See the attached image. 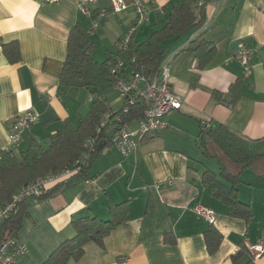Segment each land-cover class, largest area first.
<instances>
[{"label": "crops", "instance_id": "1", "mask_svg": "<svg viewBox=\"0 0 264 264\" xmlns=\"http://www.w3.org/2000/svg\"><path fill=\"white\" fill-rule=\"evenodd\" d=\"M80 1L0 0V153L9 150L11 124L28 110L38 120L20 151L28 148L31 139L43 142L59 134L67 120L78 124L84 103L90 110L91 91L60 87L70 32L75 26L85 30L96 47L94 59L103 62L117 51L136 12L133 0H125L130 8L121 14L111 12L110 0H99L92 6L94 17L105 16L94 30L91 19L80 12ZM142 1L153 14L149 26L135 33L138 43L165 26V9L169 11L179 0ZM205 14L202 31L216 46V56L204 70L197 69L193 53L183 52L199 31L164 43L171 84L183 100L181 110L164 118L168 128L145 138L128 157L111 143L93 158L83 179L49 184V196L25 201L26 216L16 237L28 253L18 264H43L74 237L73 221L87 216L109 220L110 206L124 202L130 203V219L102 245L88 244L84 256L69 264H234L232 256L242 245L247 248L264 241V158L244 169L240 177V200L253 210V221L247 226L244 220L229 216L227 207L202 184L206 169L217 173L220 167L217 158L207 159L199 146L205 125L223 124L257 141L259 153L264 154V0H211ZM11 42L20 46V60L15 64L1 50ZM240 44L254 50L248 67L236 58ZM235 84L240 97L229 105ZM212 92L223 94L222 101ZM100 96L117 111L113 89ZM207 148L212 157L220 156L215 145ZM87 179L91 184L85 183ZM198 205L216 214L214 223L194 213ZM211 225L223 236L213 254L205 242ZM250 258L247 253L238 264H247ZM254 264H264V255Z\"/></svg>", "mask_w": 264, "mask_h": 264}, {"label": "trees", "instance_id": "2", "mask_svg": "<svg viewBox=\"0 0 264 264\" xmlns=\"http://www.w3.org/2000/svg\"><path fill=\"white\" fill-rule=\"evenodd\" d=\"M209 1L211 0H204V2L179 0L169 11L165 9L168 18L161 30L152 33L143 43L135 42L134 34L125 50L117 48V51L109 54L103 62L94 59L93 53L96 47L88 39L85 30L75 26L67 42L66 59L59 79L60 87L65 91L87 89L96 96L107 93L116 83L111 71L117 60L124 63L125 69L141 73L148 78L154 77L166 59L167 49L164 43L179 39L189 31H199V33L183 52L193 53L197 61V69L204 70L216 56V46L206 38L207 32L202 31L206 21V4ZM1 50L11 64L20 60L18 42L3 44ZM238 86L239 84H235L230 89L232 100L229 105L234 104L240 97ZM212 95L222 101L223 94L212 92ZM146 109L147 104L144 101L136 103L131 107L125 121L138 122L143 118ZM111 111L110 105L105 100L96 99L92 102L87 116L81 118L78 124L73 125L71 120H67L64 130L46 141L39 142L31 139L26 150L2 151L0 153V206L8 203L21 187L37 179L75 169V162L85 154L87 140L96 133L101 121ZM110 127L111 125L105 127L100 136L104 139L106 146L112 143L109 139L112 132ZM210 143L218 148L219 157H212L207 148ZM257 144V141L240 135L223 124H213L206 131L202 129L200 134L199 146L202 153L207 159L217 158L220 167L217 173L206 169L202 184L209 190L212 197L227 207L229 216L244 220L247 226L253 221V210L251 204L240 200L238 186L242 171L264 158V154L259 153ZM228 165L239 170L231 171ZM89 168L88 165L78 166L77 174L70 179L72 181L83 179ZM49 195L45 193L38 200ZM129 204V202L112 204L109 209L110 218L106 221L95 216L82 217L73 221L74 237L64 241L43 264H69L71 261H79L84 256L88 244L102 245L107 236L130 219ZM25 216V202H23L16 214L1 224L0 245L16 237ZM222 240V234L211 225L205 233V242L210 254L219 249ZM247 253H249L247 248L242 245L240 251L232 256L233 263L238 264ZM247 264H254L252 257Z\"/></svg>", "mask_w": 264, "mask_h": 264}, {"label": "built area", "instance_id": "3", "mask_svg": "<svg viewBox=\"0 0 264 264\" xmlns=\"http://www.w3.org/2000/svg\"><path fill=\"white\" fill-rule=\"evenodd\" d=\"M46 3H54L58 0H44ZM99 0H81L79 9L83 16L91 19V29L98 28V20L105 16L101 13L99 17H94L92 6ZM131 7L136 12V19L120 42L118 43L119 50H125L132 39V36L143 26L151 21L153 9L147 6L142 0H133ZM130 6L125 0H110V10L114 14L126 12ZM254 50L240 44L236 50V58L245 67H248L253 59ZM165 59L160 67L159 72L154 77L133 72L128 73L129 69H125L124 63L117 60L115 67L111 73L116 79L113 90L118 98L122 101V106L117 111L109 112L101 121L96 133L87 140L85 144V154L80 160L75 162V169L66 170L63 173L55 176L37 179L35 182L21 187L10 199V201L0 206V226L5 220L16 214L20 204L26 200H38L46 193L49 184L58 183L62 180H68L78 172V166L88 165L91 167L93 158L99 153V144L103 142L101 133L108 125H111L114 136L111 139L112 145L115 146L123 156L128 157L135 153L141 142L150 136L159 134L165 131L168 126L164 118L173 111L182 109L183 100L173 89L171 84L170 69L166 65ZM96 99L104 100L102 96L90 95L89 102L92 103ZM144 101L147 104V109L141 120L136 123H127L125 117L129 114L131 107L136 103ZM122 110V111H120ZM38 116L32 110L26 111L24 114L16 118L11 124L9 131L11 152H19L22 142L26 134L32 129L37 122ZM133 125H137L133 128ZM211 125L207 124L203 130H208ZM114 130V131H113ZM86 184H91L87 179ZM194 213L199 217L205 218L210 223L216 220V214L201 205L193 209ZM247 250L254 261L259 260L264 255V241H259L255 245L249 244ZM28 248L17 237L11 238L0 245V264H18L19 260L27 255Z\"/></svg>", "mask_w": 264, "mask_h": 264}, {"label": "rangeland", "instance_id": "4", "mask_svg": "<svg viewBox=\"0 0 264 264\" xmlns=\"http://www.w3.org/2000/svg\"><path fill=\"white\" fill-rule=\"evenodd\" d=\"M149 26V24H146V26ZM84 103V102H83ZM113 105L115 106V108L117 109V110H119L120 108H121V106H122V101H121V99H117V100H113ZM88 108V105H86L85 103H84V105H82V108H81V115H83V117H86L87 116V112H89V110L88 111H86V109ZM137 127V125H134L133 126V128H136Z\"/></svg>", "mask_w": 264, "mask_h": 264}, {"label": "water", "instance_id": "5", "mask_svg": "<svg viewBox=\"0 0 264 264\" xmlns=\"http://www.w3.org/2000/svg\"><path fill=\"white\" fill-rule=\"evenodd\" d=\"M114 136V132H111L109 135V139H112ZM106 148V143L102 142L99 144V150L102 151Z\"/></svg>", "mask_w": 264, "mask_h": 264}]
</instances>
